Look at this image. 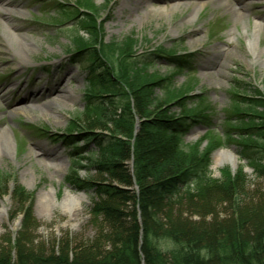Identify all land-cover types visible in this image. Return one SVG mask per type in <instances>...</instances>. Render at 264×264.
I'll return each instance as SVG.
<instances>
[{
	"label": "rangeland",
	"instance_id": "374dc122",
	"mask_svg": "<svg viewBox=\"0 0 264 264\" xmlns=\"http://www.w3.org/2000/svg\"><path fill=\"white\" fill-rule=\"evenodd\" d=\"M15 1L8 8L11 23L19 28L20 39L32 41L36 48L26 53L28 62H22L23 54L14 52L3 36L5 15L0 14V88L8 91L0 99V131L6 132L13 147L11 154L0 151V210L5 208L0 216V250L11 249L21 235L29 239L25 243L29 249L44 255L58 252L63 244L91 253L108 249L107 240L100 238L111 234L112 227L102 211L108 207L127 214L132 207L129 197L138 194L133 178L125 184L88 164L92 144L79 154L84 161L79 156L76 164L80 151L58 138L72 127L80 133L93 127L83 111L87 72L81 63L71 61L74 26L61 21L73 8L87 10L99 24L95 32L103 44L137 41L136 53L115 64L132 63L137 60L134 55L149 59L140 71L137 64L136 80L161 79L154 92L158 98L168 93L169 102L160 108L167 116L199 115L180 141L188 145L190 154L197 145L209 150L210 185L180 190L162 212L167 217L164 226L204 230L211 242L225 233L250 237L260 220L264 224V166L254 171L239 154L240 141L226 131L228 120L235 121L238 111L233 95H241L239 86L249 83L264 95V0ZM54 2L65 5L54 9ZM237 14L244 19L240 21ZM255 23L260 29L252 52L246 36L250 38ZM161 52L189 57L183 62L153 58ZM216 69L217 74H208ZM40 89L44 90L41 97L28 100V90ZM64 93L73 98H65ZM14 109L19 110L10 113ZM138 125L136 117L131 143ZM220 150L230 151L235 165L216 164L214 157ZM123 164L132 175V158ZM66 189L84 195L69 212L40 200L39 195L47 193L59 201ZM134 208L139 221V209Z\"/></svg>",
	"mask_w": 264,
	"mask_h": 264
},
{
	"label": "trees",
	"instance_id": "16d2710c",
	"mask_svg": "<svg viewBox=\"0 0 264 264\" xmlns=\"http://www.w3.org/2000/svg\"><path fill=\"white\" fill-rule=\"evenodd\" d=\"M79 1L89 4L91 0ZM62 5L65 4L54 2V9ZM82 11L73 8L61 21L72 22L74 26L76 36L72 40L71 61L81 63L87 72L83 111L93 127L81 133L72 127L58 138L80 151L75 156L76 164L81 157L79 154L92 144L94 150L89 153L88 164L125 184H131L133 178L138 194L129 197L132 207L127 214L115 213L108 207L102 211L112 227L111 234L104 236V233L100 238L107 240L108 249L91 253L80 247L71 250L62 243L58 252L44 255L29 249L25 244L29 239L21 235L11 249L0 250V264H264V224L261 220L250 237L225 233L211 242L204 230L186 231L164 226L162 220L167 217L162 212L168 209L180 190H187L189 186L197 190L210 185L207 184L211 164L209 150L199 149L197 145L190 154L188 145L180 141L198 122L199 115L191 112L190 115L167 116L160 110L169 102L167 92L161 98L155 95L161 79L136 80L137 64L140 71L150 60L142 61L140 56L134 55L137 60L132 63L118 67L115 64L125 55L136 53L137 41L123 39L103 44L102 39L96 37L99 24L87 10ZM168 54H153V58L168 57L169 61L183 62L189 57V54L177 57ZM239 87L242 96L233 95L238 111L233 116L235 121L228 120L226 131L227 135L235 134L240 141L239 154L258 172L264 166V95L249 83ZM136 117L139 125L131 143ZM195 156L201 163H195ZM130 157L132 175L123 164ZM135 205L139 209V221Z\"/></svg>",
	"mask_w": 264,
	"mask_h": 264
},
{
	"label": "bare ground",
	"instance_id": "6f19581e",
	"mask_svg": "<svg viewBox=\"0 0 264 264\" xmlns=\"http://www.w3.org/2000/svg\"><path fill=\"white\" fill-rule=\"evenodd\" d=\"M139 0H122L121 4H123L124 2H128V3H136ZM15 3L17 4L18 1L15 0H0V14L4 13L5 17L2 18V33L4 38L6 39V41L11 45L14 46L16 53H20L23 54V57H21V61L24 63L28 62L27 59V52L34 50L36 47L33 44L32 41L29 40H21L20 36L18 34L19 28L14 27L12 25V16H11V9H8L10 4ZM173 7V6H172ZM192 16V15H191ZM191 18V17H190ZM237 18L240 19V21H242L244 19L243 15H239L237 14ZM260 24H254L252 27V31L250 33V38L248 36H246V44H247V48L250 51H254L255 46H256V40H255V35L257 33V31L260 29L259 28ZM244 33L246 32V29L243 28ZM232 34V33H230ZM208 66L211 67V64L208 63ZM206 66V68L208 67ZM219 70L216 69V71H211L208 72V74L210 76L217 74ZM49 92V89H46V93ZM6 93H8V91L5 90H1L0 88V99H2ZM44 94V90L40 89V90H28V93L26 94V96L28 97V100H30V97L37 98V97H41ZM49 95V94H48ZM65 95V98L68 99H72L73 95L71 94H63ZM19 109H14L11 110L10 113H15L17 112ZM0 151L2 153H7V154H11L13 152V147L12 144L10 143V141L8 140V136L6 134L5 131H0ZM47 153H43V156L46 158L47 157ZM215 163L216 164H221L223 162H227L230 163L232 165H235L236 163V159L235 156L228 150H220L215 154ZM40 200L44 201L48 206H54L57 205L59 207H61L62 209L66 210V211H70L71 208L73 206H75L77 203H79L83 198L84 195L83 194H72L69 190L66 189L63 197L58 201L57 199H55L54 195L50 196L47 193H42L39 195ZM5 208L2 207V211L0 210V216L4 214Z\"/></svg>",
	"mask_w": 264,
	"mask_h": 264
}]
</instances>
